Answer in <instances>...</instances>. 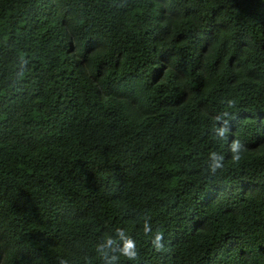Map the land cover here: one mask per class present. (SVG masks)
<instances>
[{
    "label": "trees",
    "instance_id": "1",
    "mask_svg": "<svg viewBox=\"0 0 264 264\" xmlns=\"http://www.w3.org/2000/svg\"><path fill=\"white\" fill-rule=\"evenodd\" d=\"M0 264H264V0H0Z\"/></svg>",
    "mask_w": 264,
    "mask_h": 264
},
{
    "label": "clouds",
    "instance_id": "2",
    "mask_svg": "<svg viewBox=\"0 0 264 264\" xmlns=\"http://www.w3.org/2000/svg\"><path fill=\"white\" fill-rule=\"evenodd\" d=\"M240 146V142L236 141L233 144V148L232 150L235 151L238 147ZM215 154H213V159H215ZM239 156H235L234 159L239 160ZM223 158L220 157V159L215 163V165L213 166V170H215V168L221 167L220 164V160H222ZM150 229L148 227H145V231L148 232ZM162 240H163V235L161 233H158L155 236V239L153 240V244L154 247L157 250H161L163 248V244H162ZM123 254L126 255L129 259H135L137 257V252L135 251V244L131 239H128L125 242V247L123 249Z\"/></svg>",
    "mask_w": 264,
    "mask_h": 264
}]
</instances>
